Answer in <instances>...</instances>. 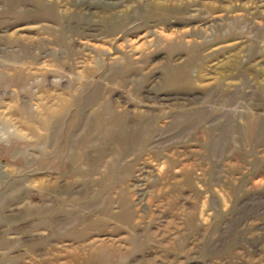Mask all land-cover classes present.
<instances>
[{
    "label": "rangeland",
    "instance_id": "1",
    "mask_svg": "<svg viewBox=\"0 0 264 264\" xmlns=\"http://www.w3.org/2000/svg\"><path fill=\"white\" fill-rule=\"evenodd\" d=\"M0 264H264V0H0Z\"/></svg>",
    "mask_w": 264,
    "mask_h": 264
}]
</instances>
